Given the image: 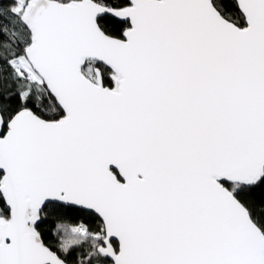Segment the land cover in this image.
<instances>
[{"label":"water","instance_id":"1","mask_svg":"<svg viewBox=\"0 0 264 264\" xmlns=\"http://www.w3.org/2000/svg\"><path fill=\"white\" fill-rule=\"evenodd\" d=\"M35 0L26 58L64 112L0 114V264H66L29 230L48 204L94 214L111 264H264V235L224 186L264 175V0ZM112 17L123 39L97 25ZM86 60L101 71L85 77ZM117 244L115 250L112 243Z\"/></svg>","mask_w":264,"mask_h":264},{"label":"trees","instance_id":"2","mask_svg":"<svg viewBox=\"0 0 264 264\" xmlns=\"http://www.w3.org/2000/svg\"><path fill=\"white\" fill-rule=\"evenodd\" d=\"M25 5L35 0H23ZM62 4L79 0H53ZM99 6L122 9L129 4L126 0H92ZM17 0H0V114L6 124L20 111H32L45 121H59L65 117L56 100L49 94L45 84L28 82L15 73L11 61L25 56L31 45V32L26 28L22 14L13 7ZM213 6L228 22L243 28L246 21L240 15L234 0H213ZM97 25L110 38L123 39L128 29L125 23H119L112 17L103 16ZM101 71L103 85L109 89L116 86V74L109 68L93 60H87L81 66L85 77L94 80V70ZM2 174L0 173V179ZM245 207L252 221L264 235V175L258 181L248 185L234 186L224 184ZM8 210L0 194V224L8 219ZM29 230L33 236L56 253L66 264H111L99 254L104 238L103 223L94 214L79 209L48 204L37 214L28 218ZM81 228L73 233L71 229ZM116 249V244L113 243Z\"/></svg>","mask_w":264,"mask_h":264},{"label":"rangeland","instance_id":"3","mask_svg":"<svg viewBox=\"0 0 264 264\" xmlns=\"http://www.w3.org/2000/svg\"><path fill=\"white\" fill-rule=\"evenodd\" d=\"M13 9L15 10L16 13L22 14V18L24 19L28 7L27 5H25V2L23 0H17V4L13 7ZM86 61H84L83 63H85ZM10 64L13 66L15 73L19 74L26 81L34 82L35 84H40V85L43 84L41 79L33 72L30 63H28L27 58L25 56L16 58V60L11 61ZM77 229L78 231L82 230L81 228H76L71 230L73 233H77Z\"/></svg>","mask_w":264,"mask_h":264},{"label":"flooded vegetation","instance_id":"4","mask_svg":"<svg viewBox=\"0 0 264 264\" xmlns=\"http://www.w3.org/2000/svg\"><path fill=\"white\" fill-rule=\"evenodd\" d=\"M111 243H112V246H113V242H111ZM115 244H116V243H115ZM113 248H114V246H113ZM114 249H115V248H114ZM116 249H117V244H116ZM116 249H115V250H116Z\"/></svg>","mask_w":264,"mask_h":264}]
</instances>
